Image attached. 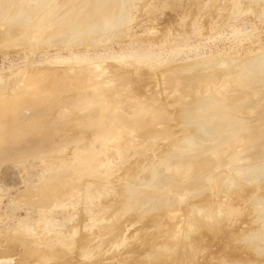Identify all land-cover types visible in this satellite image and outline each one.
<instances>
[{"label": "rangeland", "instance_id": "374dc122", "mask_svg": "<svg viewBox=\"0 0 264 264\" xmlns=\"http://www.w3.org/2000/svg\"><path fill=\"white\" fill-rule=\"evenodd\" d=\"M124 3L113 20L117 26L100 42L88 40L94 32L74 37L72 44L32 47L26 40V45L22 42L0 46V94H11L15 87L36 92L34 82L55 86L40 89L33 101L37 102V97L41 101L30 111L23 109L24 105L20 107L18 117H24L23 121L18 118L20 121L33 118L30 124L17 125L15 137L20 144L8 138L3 143L5 137L0 139L2 145L7 143L9 147L13 142L18 149L14 148L15 156L6 153L0 163V264H153L150 260L143 261V244L144 236L152 228L149 218L157 211L150 208L153 212L149 213L147 209L149 215L136 211L138 217L135 211L125 212L123 201L128 200L126 194L136 192V187L139 192L140 187L154 185L152 180L148 181L150 177L147 179V170L142 171V179L132 178L134 169L138 171L142 162L148 167L169 140L187 133L181 128L171 129L179 107L171 100L184 97L186 101L193 98V92L201 91L203 86L194 82L200 71L178 75L171 72L206 59L230 63L264 54V0H125ZM32 74L39 76L35 78ZM175 78L181 81L178 91L174 90ZM27 92L25 102L30 99ZM76 94L80 95L79 100L78 96L77 100L72 98ZM42 96L53 101L48 102ZM77 101V105L84 102L77 106ZM29 114L33 116L28 117ZM168 114L173 117L165 123L162 117ZM95 118L96 124L105 120L101 126L108 123L106 127H114L113 132L132 125L130 130L134 128L135 132L129 144L123 138L119 139L121 142L114 140V144L106 142V133L100 135L99 129H93ZM143 124L147 127L141 129ZM45 125L49 128H44ZM72 127L76 130L72 131ZM42 141H47L46 145ZM222 185L224 189L225 184ZM228 198L225 225L216 219L215 226L219 223L218 230H224L225 236H239L242 230L252 228L246 213L251 205L244 203V196L238 201L232 196ZM214 209L207 218L212 219L218 213L214 211L221 210L219 205ZM147 229L149 233H141ZM189 239L187 249L179 246L182 250L177 248L179 251L176 249L174 255L172 252L171 256H165L173 260L162 257L159 263L216 264L222 258L248 261L244 253L238 254L236 249L230 252L227 241L211 239L206 246L193 248L196 238L192 235Z\"/></svg>", "mask_w": 264, "mask_h": 264}, {"label": "bare ground", "instance_id": "6f19581e", "mask_svg": "<svg viewBox=\"0 0 264 264\" xmlns=\"http://www.w3.org/2000/svg\"><path fill=\"white\" fill-rule=\"evenodd\" d=\"M124 1L125 0H0V46H16L27 41V45L29 44V46L32 47L38 45H51V43L71 42L72 44L74 37L79 38L94 32L96 34H91L92 37L88 38V40L98 42L104 35L108 36L112 33L115 26H117L116 23L113 24V20L120 11V8L125 6ZM196 69L200 72L196 74L194 82H198L201 87L203 86L202 89L205 88V90L203 91L201 89V91H196V93L193 92L191 94L193 98L189 100H187V98L186 101L184 97L176 98L177 94L175 95L176 99L173 98V100H171H175L174 106H179H177L178 109L175 110L176 116H174L176 120L175 123L172 124L173 128L171 129L179 131V128H181L182 132L187 133L179 135L177 138L173 137L168 141L169 143H167V145L165 144V148L163 147L161 150L158 149L159 152H157V157L153 158L155 159L154 162L152 161L150 164L148 161L150 164V167L148 166L149 168L147 166L144 167L146 162L144 164L142 162L141 165L139 164L137 167L138 171L134 169L132 178L139 177V180L142 179V174H144L142 171L145 172V170H147L148 177L144 175V178L147 177L148 179L150 177L148 181L152 180L151 182L154 185L140 187L141 189H139V192L136 187L137 193L131 192L133 190L132 188L131 191L127 189L128 192L130 191L131 193L126 194L128 195L126 196L128 200H125V198L123 201L125 202L124 207H126L125 212L138 211L139 214H142V211H145L148 214L146 210L150 208H153L152 210L156 209L155 211H157L152 218H149L151 224L150 222L147 224L152 225L151 229L149 227L150 225L147 226L151 231L147 229L145 232H141L146 235L150 231L149 235L144 236V244L142 243L147 250L144 249L143 261L150 260L153 264L155 262L160 264L159 262L162 257L167 255L169 257L172 252L174 255L179 246L180 248L182 247V249H187V240H190V236L193 235V237L196 238V243L192 246L193 248L206 246L211 239L213 241H227L230 252L236 249L238 250V254L242 252L244 253L243 255L249 257L246 263L228 261L222 258L220 262L216 264H264V194H260L264 191V54L252 56L240 61H237V59L232 60L230 63L224 60L217 61L209 59V61H207L206 59L198 63L180 66L178 69L171 72V74L178 75L184 72H194L192 70ZM32 76L38 78L39 74H32ZM30 79L31 76L29 77V80ZM31 81L36 80L32 79ZM32 85L37 90L36 92L28 91L29 89H17L15 87V89L10 92L11 94H0V118L2 120H0V139L5 137L3 143L6 141V138L11 141L13 140L14 143L15 141L16 143L19 142V139L15 137L17 136L15 132L18 130H16V127L17 125L19 127V122L23 121L21 118H24L18 117L20 107L24 105L25 108L23 109L30 111L33 109V106H36L39 104L38 102L41 101V99L38 101V97L36 98L37 102L33 101L36 93L45 86L51 89L54 86L51 83L46 84L44 82L42 84H36L34 82ZM38 85L39 87H37ZM174 85V90L178 91V86L181 85L179 78H175ZM25 92H27L26 96L30 98L27 102L23 100ZM205 93L206 96H204ZM180 95L181 93L179 96ZM43 96L45 97L46 95ZM43 96L41 97L42 99H44ZM75 97H77L78 100L81 98L78 94L72 96L73 99H75ZM77 98L75 100H77ZM49 100L50 99L47 101L49 102ZM52 101L50 100V102ZM43 102L45 103L46 101ZM73 103L72 106L74 105ZM77 103L78 101L75 104L77 105ZM172 103H170V105L168 103V105L172 107ZM79 104L77 106H79ZM159 114L161 113L159 112ZM31 115L33 116V114ZM31 115L29 114L28 117H32ZM171 115L169 116L168 114L167 117L163 116L162 121L165 120L166 123L167 118L170 120L171 117H173ZM112 116H114V113ZM31 120L28 119V122H33V118ZM97 121L96 118L93 120L95 124L93 129L94 131H98L99 129L100 135L105 132L106 142L113 141L114 144V140L123 138L127 140V144H129L128 140L133 137L131 135L135 132L134 128L130 130V128L133 127L132 125L125 129L116 128L117 132H113L112 130L115 129L114 127H106L108 123H104V125H106L101 126V122L105 120H101L100 123L98 122L96 124ZM28 122H22V124H27ZM114 122L116 121L114 120ZM72 123V126H75L74 121ZM29 124L27 126H29ZM110 124H112V122ZM46 125L44 128L51 127L49 126L50 123L47 125L49 127H46ZM158 125L160 126V123H158ZM161 125V127H164V124ZM145 126L146 124H143L141 129ZM22 128L24 130V127ZM156 128L159 129L160 127ZM71 130L74 131L76 129L72 127ZM163 131H165V129ZM168 132L170 133L169 128L166 130L167 135L169 134ZM98 137L97 141L99 140ZM1 143L2 141L0 140V163L5 160L4 156L6 153L13 155V152L15 154L17 153L16 150H18L16 147L17 145H13V142L9 144V147L7 143H5L7 146ZM124 143H126V141L123 142V144ZM44 145H46V143ZM10 146L13 147L11 148ZM14 148H16V150ZM9 149H11V151ZM102 149L103 147L101 150ZM87 152L92 156L90 150ZM83 154L88 155L87 153ZM73 172L75 173V171ZM133 174L135 175L133 176ZM140 174L141 176H138ZM222 184H225L224 189L222 188ZM219 187L224 190V193L222 189H219V191H222L221 193L218 192L222 197L218 193L216 194V190ZM48 188L51 187L49 186ZM133 191H135V189ZM58 192H60V190L56 193ZM231 196L236 201L240 200L241 196H244V203L247 205L250 203L251 205L246 213H248L247 218L251 219L250 224L252 228L242 230L239 236H225L223 234L224 230L220 232L218 230L219 223L225 225L224 222L228 210L227 205L229 203L228 197ZM220 197L223 203V199H225V203H222L223 206ZM251 198H254V200L251 201ZM218 205L221 210L217 209ZM214 208L217 209L214 212L218 213H214L215 215L213 218L211 217L212 219L207 218L206 215L209 214L208 212L215 210ZM151 209L149 213L153 212ZM135 212L133 213L135 214ZM138 212H136L137 215ZM134 216H136V214ZM216 219L219 220V223L217 222V227L215 226ZM145 225L143 224L144 227H146ZM240 228L241 226L239 229ZM143 235L144 234L141 235L139 241H142ZM142 244H139V249L142 247ZM192 247H190V249H192ZM134 248L135 247L132 249ZM178 251L177 249V252ZM164 260L165 263H167L166 259ZM148 261L146 262L148 263Z\"/></svg>", "mask_w": 264, "mask_h": 264}]
</instances>
